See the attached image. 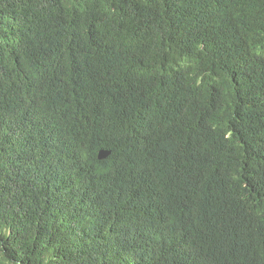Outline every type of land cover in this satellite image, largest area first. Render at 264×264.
<instances>
[{
  "label": "trees",
  "instance_id": "trees-1",
  "mask_svg": "<svg viewBox=\"0 0 264 264\" xmlns=\"http://www.w3.org/2000/svg\"><path fill=\"white\" fill-rule=\"evenodd\" d=\"M0 264H264V0H0Z\"/></svg>",
  "mask_w": 264,
  "mask_h": 264
},
{
  "label": "water",
  "instance_id": "water-1",
  "mask_svg": "<svg viewBox=\"0 0 264 264\" xmlns=\"http://www.w3.org/2000/svg\"><path fill=\"white\" fill-rule=\"evenodd\" d=\"M108 155H109L108 151L101 150L98 152L97 158L98 160H104L107 158Z\"/></svg>",
  "mask_w": 264,
  "mask_h": 264
}]
</instances>
